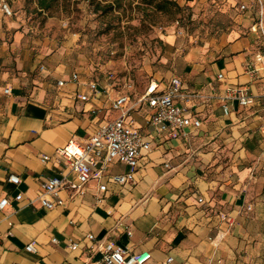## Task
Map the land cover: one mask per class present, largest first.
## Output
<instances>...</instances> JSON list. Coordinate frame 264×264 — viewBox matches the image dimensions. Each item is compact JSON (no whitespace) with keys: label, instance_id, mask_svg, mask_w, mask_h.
Segmentation results:
<instances>
[{"label":"crops","instance_id":"1","mask_svg":"<svg viewBox=\"0 0 264 264\" xmlns=\"http://www.w3.org/2000/svg\"><path fill=\"white\" fill-rule=\"evenodd\" d=\"M4 14L0 7V35ZM167 40L172 44L175 36ZM231 40L218 56L207 59L195 49L175 59L164 76L152 78L167 83L177 75L183 92L198 94L179 104L201 126H188L186 134L176 128L175 136L158 133L149 122L150 107L138 102L152 79L125 87L124 77L83 72L69 61L71 43L58 48L45 43L38 53L0 44V200L10 199L0 209V264H83L102 258L99 244L106 241L130 253L151 252L149 264H264V77L253 79L245 70L256 52L251 37ZM91 80L98 81L96 93ZM229 85L249 87L255 103L231 101L226 113L220 97ZM122 92L136 104L128 119L150 142L135 181H111V174L131 170L113 161L83 193L64 187L61 203L43 207L45 177L66 171L78 182L58 149L71 140L88 141L115 118L119 112L111 97ZM85 93L87 100L81 98ZM11 174L21 182H11ZM101 183L108 188L101 190ZM30 243L33 250L27 249Z\"/></svg>","mask_w":264,"mask_h":264},{"label":"rangeland","instance_id":"2","mask_svg":"<svg viewBox=\"0 0 264 264\" xmlns=\"http://www.w3.org/2000/svg\"><path fill=\"white\" fill-rule=\"evenodd\" d=\"M6 1L13 14L3 16L0 44L38 53L45 43L55 48L71 43L74 68L124 77L128 87L164 76L175 59L195 49L207 59L218 56L231 37L250 36L254 51L264 49V0H175L181 9L172 13L133 0L106 15L95 12L90 0H58L51 11L35 0ZM169 35L175 36L172 44Z\"/></svg>","mask_w":264,"mask_h":264},{"label":"built area","instance_id":"3","mask_svg":"<svg viewBox=\"0 0 264 264\" xmlns=\"http://www.w3.org/2000/svg\"><path fill=\"white\" fill-rule=\"evenodd\" d=\"M0 7L7 15L13 14L6 0H0ZM240 7L245 10L248 5L243 3ZM245 70L253 79L264 77V49L257 50L253 57L248 58L245 63ZM79 77L78 72L73 74V79L78 80ZM218 77L221 80L225 79L223 73H220ZM109 78L116 79L113 75H110ZM89 87L92 92L96 93L98 91V81H89ZM125 87H128L127 83ZM10 91V88H6L7 93ZM194 96H198V94L182 91V81L179 76L174 75L167 83L152 79L138 102L146 103L150 107L152 113L149 122L158 133L168 132L171 136H175L176 128L186 134L185 129L188 126L199 127L202 124L199 117L190 114L186 105L179 104L180 99L185 100ZM89 97L90 95L86 93L81 95L83 100H87ZM220 98L223 101L224 111L229 113L231 101L237 100L240 104L246 106L255 103L256 97L249 91L247 86L229 85L226 88V94ZM129 103L130 97L125 92L112 96L111 107L119 112L115 118L99 126L88 141L71 140L58 149L59 154L65 160L67 169L77 174L78 182L70 179L66 171L63 172L62 176L45 177L41 183L42 191L39 195L43 207L51 209L61 203L59 193L64 187L83 193L86 183L92 177H103L108 164L113 161L127 164L131 167V170L127 173L111 174V181L117 184L135 181V169L143 150L150 149V142L146 139L141 128L134 123V120L128 119L131 110L136 105ZM47 159H49V155L44 157V160ZM167 166H170L169 163H167ZM9 180L18 184L21 182V177L17 174H11ZM107 188V183L100 184L101 190ZM22 196V193L18 194L17 199H21ZM200 200L203 201V198ZM9 203L10 199L8 197L2 198L0 209H4ZM88 237L90 239L95 238L92 233ZM78 245L77 241L70 244L73 249H76ZM99 246L103 253L102 258L88 260L83 264H149L152 259V253L149 251L130 253L122 245L113 241L103 242ZM27 249L33 250V243L27 245ZM172 260L173 257L167 259L169 262Z\"/></svg>","mask_w":264,"mask_h":264},{"label":"trees","instance_id":"4","mask_svg":"<svg viewBox=\"0 0 264 264\" xmlns=\"http://www.w3.org/2000/svg\"><path fill=\"white\" fill-rule=\"evenodd\" d=\"M35 1L37 2L38 7L44 11H51L58 3V0H35ZM140 1L147 5L154 6L156 10H162L170 13H172L173 10L181 9V5L175 0H140ZM126 2H128L130 6L133 4V0H90V3L94 5V11L100 12V14H104V15L115 12L117 10L118 11L122 9L124 10ZM143 10L145 11L146 7H143Z\"/></svg>","mask_w":264,"mask_h":264}]
</instances>
